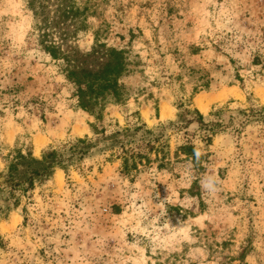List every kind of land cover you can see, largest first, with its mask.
Here are the masks:
<instances>
[{"label": "rangeland", "instance_id": "rangeland-1", "mask_svg": "<svg viewBox=\"0 0 264 264\" xmlns=\"http://www.w3.org/2000/svg\"><path fill=\"white\" fill-rule=\"evenodd\" d=\"M61 1L0 0V264H264V0H73L65 47L137 62L100 120L41 44ZM155 137L171 164L127 173L124 145ZM186 141L203 169L177 161Z\"/></svg>", "mask_w": 264, "mask_h": 264}, {"label": "trees", "instance_id": "trees-1", "mask_svg": "<svg viewBox=\"0 0 264 264\" xmlns=\"http://www.w3.org/2000/svg\"><path fill=\"white\" fill-rule=\"evenodd\" d=\"M41 6L48 7L45 4ZM86 10V7H81L80 4L76 1L73 2V0L59 2L52 20L49 19V14L43 10L42 23H46L49 29H58L61 43L50 37L49 32L51 30H49V32L43 33L44 37L41 44L45 51L59 62L67 80L73 84L75 95L78 99V106L96 115L97 119L100 120L103 117L102 112L108 104L122 103L132 96L133 93L124 79L136 71L135 68H132V64H137V62L132 59L128 49L111 47L97 37L92 49L87 53L81 54L69 45L65 47L70 39V33L62 19L75 21V24H77L80 16L85 14ZM36 27H39V23H36ZM209 87V81H205L196 90ZM196 113L203 119V115L199 111L196 110ZM200 122L202 123L201 127L206 130L203 132V139L209 143L213 137L214 128L209 127L203 121ZM92 126L94 130H97L96 124L93 123ZM168 146V141H164L159 137L148 141L142 140L128 147L124 145L123 169L129 174L134 170L138 171L140 164L151 163L150 153L152 152L156 154L155 159L158 162V167H165L171 164V159L167 156L169 153ZM21 157L25 158L24 155H21ZM175 157L177 161H190L196 171L204 168L203 159L205 156L200 153L199 148L191 141H186L179 145L175 151ZM31 159L34 160V157H31ZM62 162V159H59L58 156L51 152L45 156L43 161H40L43 169L42 171H37L36 174L52 175L55 164H62ZM30 179L32 181V178ZM20 184L21 181H17L14 185Z\"/></svg>", "mask_w": 264, "mask_h": 264}, {"label": "bare ground", "instance_id": "bare-ground-1", "mask_svg": "<svg viewBox=\"0 0 264 264\" xmlns=\"http://www.w3.org/2000/svg\"><path fill=\"white\" fill-rule=\"evenodd\" d=\"M198 103H199V106L202 110H207L208 108V102L204 101V100H201V98L198 99ZM169 112V108H167V106H163V113H162V116L165 117L166 114ZM38 145H41L43 139H38ZM44 142V141H43Z\"/></svg>", "mask_w": 264, "mask_h": 264}]
</instances>
